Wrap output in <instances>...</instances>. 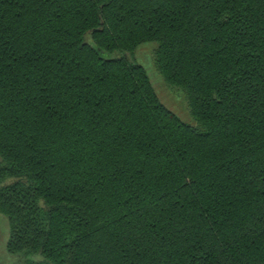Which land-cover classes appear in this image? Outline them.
<instances>
[{
  "label": "trees",
  "instance_id": "trees-1",
  "mask_svg": "<svg viewBox=\"0 0 264 264\" xmlns=\"http://www.w3.org/2000/svg\"><path fill=\"white\" fill-rule=\"evenodd\" d=\"M0 214L16 264H264V0H0Z\"/></svg>",
  "mask_w": 264,
  "mask_h": 264
},
{
  "label": "rangeland",
  "instance_id": "rangeland-1",
  "mask_svg": "<svg viewBox=\"0 0 264 264\" xmlns=\"http://www.w3.org/2000/svg\"><path fill=\"white\" fill-rule=\"evenodd\" d=\"M154 49L153 43H145L139 46L134 57L146 71L160 101L169 108L181 121L191 123L189 109L184 94L168 86L159 75L154 66ZM9 235V226L7 219L0 214V264H16V258L6 252V242Z\"/></svg>",
  "mask_w": 264,
  "mask_h": 264
}]
</instances>
